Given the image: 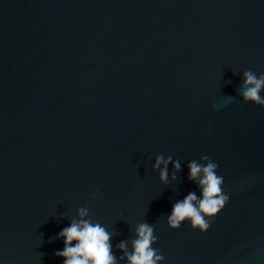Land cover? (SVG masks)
I'll use <instances>...</instances> for the list:
<instances>
[{"label":"water","instance_id":"water-1","mask_svg":"<svg viewBox=\"0 0 264 264\" xmlns=\"http://www.w3.org/2000/svg\"><path fill=\"white\" fill-rule=\"evenodd\" d=\"M246 70L264 74V0H0V264H64L81 208L117 264L140 223L160 264H264V106L243 101ZM204 156L229 202L207 232L172 229Z\"/></svg>","mask_w":264,"mask_h":264},{"label":"clouds","instance_id":"clouds-1","mask_svg":"<svg viewBox=\"0 0 264 264\" xmlns=\"http://www.w3.org/2000/svg\"><path fill=\"white\" fill-rule=\"evenodd\" d=\"M243 75L244 82L239 89L243 101L264 106V97L260 94L264 91V74L257 76L252 70H246ZM201 159L203 163L193 160L188 165V179L198 184L201 196L189 192L186 197L173 204L167 219L172 229H179L188 221L193 229L207 232L215 217L229 202V196L223 190L224 179L217 175L219 165L208 156ZM170 162L171 157L165 161L163 156H158L156 160V168L164 164L160 173L161 181L164 183L168 182L167 164ZM174 167L179 171V162H176ZM93 197H96L95 193ZM87 215L88 210L81 208L79 210L81 219L73 220L59 233V237L64 240V248L56 255L64 258V264H117L116 257L112 254L111 234L99 223L83 219ZM73 241L77 243L73 244ZM156 242L154 227L148 223H140L137 226V239L133 241V251L127 250L125 242H121L118 247L124 251L128 264H160L164 256L158 254L159 249L152 247Z\"/></svg>","mask_w":264,"mask_h":264}]
</instances>
